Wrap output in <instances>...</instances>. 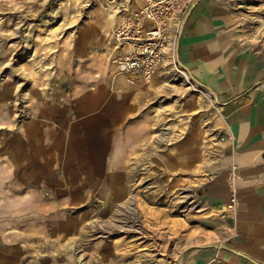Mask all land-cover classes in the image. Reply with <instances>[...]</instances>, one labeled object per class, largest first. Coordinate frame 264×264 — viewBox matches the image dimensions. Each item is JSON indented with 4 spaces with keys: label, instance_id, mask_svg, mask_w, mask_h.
I'll use <instances>...</instances> for the list:
<instances>
[{
    "label": "rangeland",
    "instance_id": "obj_1",
    "mask_svg": "<svg viewBox=\"0 0 264 264\" xmlns=\"http://www.w3.org/2000/svg\"><path fill=\"white\" fill-rule=\"evenodd\" d=\"M209 2L264 59V0ZM138 5L0 0V229L48 232L53 245L60 232L66 250L62 258L52 246L37 261L22 242L0 238V264L214 263L205 252L226 231L203 188L227 141L221 104L189 88L176 62L162 59L149 83L117 72L112 29ZM75 59L87 63L79 95L68 86ZM93 94L95 113L77 108ZM113 193L115 215H102Z\"/></svg>",
    "mask_w": 264,
    "mask_h": 264
},
{
    "label": "crops",
    "instance_id": "obj_2",
    "mask_svg": "<svg viewBox=\"0 0 264 264\" xmlns=\"http://www.w3.org/2000/svg\"><path fill=\"white\" fill-rule=\"evenodd\" d=\"M219 9L209 0H196L175 44L176 65L221 104L227 141L203 188L208 206L223 209L230 166L240 176L235 219L222 220L225 239L205 256L215 257L213 264H264V59L237 40ZM86 65L77 59L68 64L69 90L78 95L85 91ZM82 98L77 108L95 113L97 95Z\"/></svg>",
    "mask_w": 264,
    "mask_h": 264
},
{
    "label": "built area",
    "instance_id": "obj_3",
    "mask_svg": "<svg viewBox=\"0 0 264 264\" xmlns=\"http://www.w3.org/2000/svg\"><path fill=\"white\" fill-rule=\"evenodd\" d=\"M135 9L123 10L112 29V39L119 53L112 59L118 73L133 80L151 82L166 50L176 44L182 22L196 0H138ZM184 71L183 69H180ZM188 76V75H185ZM189 88L208 93L189 76ZM239 172L232 165L226 176L228 197L219 212L222 219H235L240 199L237 190Z\"/></svg>",
    "mask_w": 264,
    "mask_h": 264
},
{
    "label": "bare ground",
    "instance_id": "obj_4",
    "mask_svg": "<svg viewBox=\"0 0 264 264\" xmlns=\"http://www.w3.org/2000/svg\"><path fill=\"white\" fill-rule=\"evenodd\" d=\"M1 40H3V37L0 38ZM175 43L172 42V45L166 50L165 55L163 57V60H165L166 63H174L176 62V58H175ZM173 60H175L174 62H172ZM181 74H186L184 71L181 70ZM188 88V87H187ZM197 91V90H196ZM209 96V95H208ZM213 103L215 104V102L213 101ZM220 115L222 116V113L220 112ZM120 197V194L117 193H113V195H111V203L112 205H108L106 204L102 209H101V214L102 215H106L110 213L109 216H114L115 215V211L112 212L114 206L118 207V205L113 204V201H117ZM129 201L125 202L126 205ZM64 208L60 207L55 211H52L54 213V216H57L58 221L60 218H62L63 213L61 212ZM51 210V209H50ZM126 210V209H123ZM120 211L123 212L121 215H119L121 218H123V220H128L130 218V213L128 211ZM19 210H15V211H10L9 214H16L18 213ZM29 215V214H28ZM35 217L38 215V213L34 214ZM34 215H31L32 217ZM107 216V215H106ZM47 217H48V224L50 223L52 225V221H50V211L48 213V209H47ZM56 222V221H55ZM127 222V221H126ZM5 225V223L3 224V226ZM8 236V237H7ZM61 237L60 232H58L57 235V239H56V243L53 245L51 237H49L48 232L43 233L39 236L36 235V231H34L33 229H29V233L26 235H21L18 232L16 233L15 231L12 232H5L3 230V227H1L0 229V238L2 243H10L12 241H17V242H22L23 245L19 246L22 251H28V250H32L34 252V255H32L33 259H36L37 261L41 260V261H45L49 258L50 255V249L52 246L57 247L56 252L57 254H60L62 258H64V254H66V250L65 249H60L61 247H63V244H57L58 239ZM39 243L38 246L40 249L35 250V246L33 245L34 243ZM128 251L124 250L123 253L120 254H116L117 256L121 257V258H125L127 257ZM24 260V256H22L21 261Z\"/></svg>",
    "mask_w": 264,
    "mask_h": 264
}]
</instances>
